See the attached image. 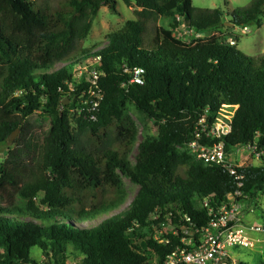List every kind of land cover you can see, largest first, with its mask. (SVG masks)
<instances>
[{
    "label": "trees",
    "instance_id": "trees-1",
    "mask_svg": "<svg viewBox=\"0 0 264 264\" xmlns=\"http://www.w3.org/2000/svg\"><path fill=\"white\" fill-rule=\"evenodd\" d=\"M123 1L136 3L135 20L89 50L83 44L94 19L103 7L116 11V0H61L52 19L33 0H0V14L17 31L40 33L33 53L0 28V145L20 131L0 165V264H41L35 248L45 264H164L184 238L198 240L211 219L206 201L218 209L239 190L229 170L180 150L201 119L212 122L227 105L238 107L225 138L228 159L255 142L263 153L259 164L238 169L249 198L240 199L244 212L264 196V55L244 54L236 35L192 42L176 35L182 24L197 35L222 34L227 24L261 28L264 0L236 9L228 23L223 10L193 0ZM164 18L169 27L160 25ZM50 22L57 27L43 31ZM89 52L85 64L100 73L101 100L91 95L87 73L75 81L73 66ZM137 69L143 84L134 81ZM129 102L156 121L157 137L138 138ZM35 125L40 132L32 133ZM124 178L139 191L112 215L129 199ZM156 228L163 232L157 237ZM145 230L152 233L136 244Z\"/></svg>",
    "mask_w": 264,
    "mask_h": 264
},
{
    "label": "rangeland",
    "instance_id": "rangeland-1",
    "mask_svg": "<svg viewBox=\"0 0 264 264\" xmlns=\"http://www.w3.org/2000/svg\"><path fill=\"white\" fill-rule=\"evenodd\" d=\"M35 5L38 7V10L43 14L48 16L49 18H53L55 14V9L59 6L58 1L61 0H33ZM117 7L116 11H111L108 7H103L98 16L94 19L93 28L88 36V38L84 42L85 49H97L98 47L105 46L109 43L108 38L111 34L120 30L128 21L135 20V11L137 10V6L135 2L125 3L123 0H116ZM252 0H193V4L197 8L201 9H221L224 11L225 21L228 23L231 21V14L236 9H242L250 5ZM172 20L164 18L160 25L164 27H169L171 25ZM57 25L54 22H50L42 27V30H51L55 29ZM247 31L243 29L241 26H237L233 28V25L227 24L220 31L222 34L218 33V31L209 33V34H201L197 35L194 31L192 32L187 25L182 24L181 27L176 31L177 37L187 42H192L197 39H206L212 37H233V35L237 36L240 40L237 43L239 50H241L244 54L252 57H259L264 55V24L260 28L256 24L248 25ZM0 28L5 30L9 36L11 34L12 39L18 42L24 49H28L33 53H37L39 50L38 45V35L39 31L33 32L31 35H27L21 31H17L13 26L10 25L8 16L5 14H0ZM230 28L231 30L227 29ZM92 55L91 52L84 55L75 65L73 66V73L75 74V81H79L80 79L85 77V71L89 64H85L89 62ZM85 64V65H82ZM63 67L62 65H58L57 68ZM87 67V68H85ZM70 103V102H68ZM80 106V105H79ZM128 109L130 111V115L132 119L135 121L138 127V138L142 139L147 135L151 137H157L159 133L158 124L155 120L149 119L146 115L140 113L136 106L129 102ZM81 107L77 108V111L73 113L72 117L74 120L72 121L73 127L76 130L78 127V118L81 116ZM221 111V110H220ZM40 129L35 125L32 129V133H38ZM20 135V131L16 134L14 141H11L6 145H0V165L3 164L10 153L11 149H14V144ZM181 151L189 153L191 156L193 155L190 151L188 145L184 148H180ZM137 155V149L131 155V161L135 162V156ZM246 157H242V155L232 154L230 156L229 161L235 164V160L244 161ZM248 164H250V160H247ZM253 165L259 164V162H252ZM126 189L129 193V199L126 205H124L121 209L112 213V215H118L125 211L135 199L139 187L134 185L130 180L124 178ZM257 208H254V212L250 213L246 221L250 222L251 225H257L260 227H264V196L261 197L257 201ZM111 215V216H112ZM159 217V215H153L152 219L155 220ZM107 216H102L97 221L93 222L94 225H99L103 220H105ZM91 225V224H86ZM153 229V228H152ZM151 229V231H152ZM155 229V227H154ZM168 230V229H167ZM137 231V230H136ZM135 231V232H136ZM145 230L139 231L136 234L138 235L135 239V243H139V241L151 234L152 232ZM162 230L160 228H156V231L152 234L157 237L161 235ZM257 239H260V242L255 246V248L245 249V248H231L230 252L232 257L236 260L241 261L243 264H264V234H256ZM32 255L36 257L41 264L44 263V256L41 255V251L39 248H35L32 251ZM79 263L74 258H71L68 261V264Z\"/></svg>",
    "mask_w": 264,
    "mask_h": 264
},
{
    "label": "built area",
    "instance_id": "built-area-1",
    "mask_svg": "<svg viewBox=\"0 0 264 264\" xmlns=\"http://www.w3.org/2000/svg\"><path fill=\"white\" fill-rule=\"evenodd\" d=\"M245 30L247 31V29ZM231 44L235 45L233 39H231ZM95 61H98V59L95 58ZM88 70L87 68L85 73H87V80L92 84L91 95L101 100L102 95L97 94L100 73L97 70L91 72H88ZM143 73L144 70L137 69L134 81L143 84ZM93 105L92 111H96L99 102H94ZM237 108L236 106H224L212 122H209L206 117L201 119L197 134L188 144V147L198 161L206 165H220L229 170L231 175L238 181L239 190L230 195L229 202L218 209L211 207L206 201L204 207L209 209L211 219L206 227L198 231V240H195L192 236L189 239L184 238L183 245L178 246L167 257L164 264H239L240 262L232 257L230 249L239 247L245 249L255 248L260 239H257L258 237L254 235L264 234V227L246 224L245 202L240 201V199L247 200L249 198L242 191L245 177L238 172L239 168L252 166V162H260L263 153L259 151L258 143L255 142L234 152L237 156L246 157L245 162L241 161L238 164L234 162L235 164H233L227 157L225 138L230 136L233 131L232 119ZM93 118L95 119V117ZM259 136L257 134L256 141ZM210 141H212V144ZM247 160H250V164ZM252 212H254V209L250 210V213ZM186 220L191 221L188 217H186ZM190 234L189 231H186V235L189 236Z\"/></svg>",
    "mask_w": 264,
    "mask_h": 264
},
{
    "label": "water",
    "instance_id": "water-1",
    "mask_svg": "<svg viewBox=\"0 0 264 264\" xmlns=\"http://www.w3.org/2000/svg\"><path fill=\"white\" fill-rule=\"evenodd\" d=\"M67 103V102H66ZM19 131H16L14 134H13V137H12V141H14L15 137H16V134L18 133Z\"/></svg>",
    "mask_w": 264,
    "mask_h": 264
},
{
    "label": "crops",
    "instance_id": "crops-1",
    "mask_svg": "<svg viewBox=\"0 0 264 264\" xmlns=\"http://www.w3.org/2000/svg\"><path fill=\"white\" fill-rule=\"evenodd\" d=\"M248 214H249V213H248ZM248 214H247V216H248ZM247 216H246V218H247ZM246 224H251V223L246 221ZM260 239H262V237H260ZM237 261H239V260H237ZM239 262H240V261H239Z\"/></svg>",
    "mask_w": 264,
    "mask_h": 264
},
{
    "label": "clouds",
    "instance_id": "clouds-1",
    "mask_svg": "<svg viewBox=\"0 0 264 264\" xmlns=\"http://www.w3.org/2000/svg\"><path fill=\"white\" fill-rule=\"evenodd\" d=\"M68 103V102H67Z\"/></svg>",
    "mask_w": 264,
    "mask_h": 264
}]
</instances>
